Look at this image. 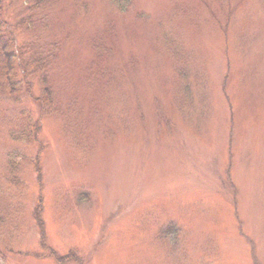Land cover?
<instances>
[{
    "label": "rangeland",
    "instance_id": "rangeland-1",
    "mask_svg": "<svg viewBox=\"0 0 264 264\" xmlns=\"http://www.w3.org/2000/svg\"><path fill=\"white\" fill-rule=\"evenodd\" d=\"M1 4L0 264H264V0Z\"/></svg>",
    "mask_w": 264,
    "mask_h": 264
},
{
    "label": "trees",
    "instance_id": "trees-1",
    "mask_svg": "<svg viewBox=\"0 0 264 264\" xmlns=\"http://www.w3.org/2000/svg\"><path fill=\"white\" fill-rule=\"evenodd\" d=\"M1 3H2V0H0V7L2 9ZM5 27H6L5 22H3V20H0V89H5L7 85L8 88L10 89L11 94H14V93L17 94L18 89H15L19 81L16 78L17 77V73H16L17 67L20 66L24 68L28 66V63L31 64L32 67L35 65V67L38 66V68L41 65L36 59H33L32 61L28 60L27 62H24L23 58H21L22 52L17 51L18 47H16L15 45V41L13 40L14 37H12L9 32L5 31ZM40 70L41 69H39V71ZM31 95H33V92H31ZM40 214H41V207H39V212H37L36 216H37V219L43 225ZM60 259L62 263H64L65 261H68L69 259H73V260H77L79 263L82 264V258L79 257L78 255L74 256L72 253L69 254L68 256H65L62 258L60 257Z\"/></svg>",
    "mask_w": 264,
    "mask_h": 264
}]
</instances>
